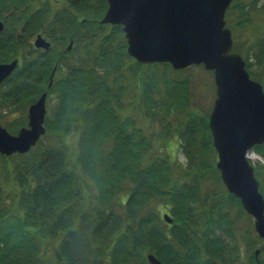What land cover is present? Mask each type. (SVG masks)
Returning a JSON list of instances; mask_svg holds the SVG:
<instances>
[{
  "label": "trees",
  "instance_id": "1",
  "mask_svg": "<svg viewBox=\"0 0 264 264\" xmlns=\"http://www.w3.org/2000/svg\"><path fill=\"white\" fill-rule=\"evenodd\" d=\"M107 7V0H64L56 8L50 0H0L7 26L0 33V61L22 54L0 88L2 103L26 109L46 90L56 99L46 135L29 152L9 157L19 188L12 200L0 181V264H150L149 253L166 264H264L255 253L241 255L231 213L240 199L226 189L212 200L202 194L208 176L222 180L208 157L214 146L209 116L193 112L165 122L160 136L181 139L182 165L157 153L154 135L120 114L136 78L140 109L152 121L190 105L189 82L163 75L162 92L160 75H136L144 64L128 54L122 26L99 23ZM40 32L53 42L49 50L33 47ZM256 47L261 59L264 39ZM56 63L65 71L48 88ZM26 123L24 116L4 126L15 133ZM75 134L76 159L69 163L68 139ZM254 149L264 157V143ZM255 174L264 195V164ZM89 188L97 191L92 208ZM160 206L170 210L172 224ZM52 238L59 243L48 251Z\"/></svg>",
  "mask_w": 264,
  "mask_h": 264
},
{
  "label": "water",
  "instance_id": "2",
  "mask_svg": "<svg viewBox=\"0 0 264 264\" xmlns=\"http://www.w3.org/2000/svg\"><path fill=\"white\" fill-rule=\"evenodd\" d=\"M232 1L108 0L100 23L123 25L128 53L141 63L168 62L176 70L204 64L214 71L217 97L209 125L218 154L217 167L228 191L253 216L255 230L264 240V195L247 156L255 145L264 143V86L251 77L242 55L233 52L232 30L226 21ZM4 27L0 22V31ZM51 45L42 34L37 35V48L48 50ZM18 64L19 59L0 63V85ZM47 96L45 91L30 105L28 125L17 134L0 123V155L27 153L39 142L47 131ZM164 218L169 224L174 222L168 213ZM260 252L255 251L258 262ZM148 260L150 264H165L152 253Z\"/></svg>",
  "mask_w": 264,
  "mask_h": 264
},
{
  "label": "rangeland",
  "instance_id": "3",
  "mask_svg": "<svg viewBox=\"0 0 264 264\" xmlns=\"http://www.w3.org/2000/svg\"><path fill=\"white\" fill-rule=\"evenodd\" d=\"M50 1L53 4V7L56 8L61 6L64 0ZM251 2L253 1L233 0L226 20L227 26L232 30V36L234 39L233 50L242 55L246 61V67L250 72L251 77L260 81L264 85V56L261 59L258 58L257 53L259 48L256 47L258 46L259 42L264 39V0H258L255 5H253ZM35 38L36 35H34L31 39L33 47ZM16 57L22 58V54L19 53V55ZM58 66L59 65L56 63L52 69V72L55 71L56 78L63 76L65 71V68L60 69ZM130 67L131 66L129 63V65L126 67L128 75H130L131 72ZM136 70V75H160L159 84L162 92L166 88V78L163 75H166L168 78L188 80L191 103L180 113H173L170 116H166L164 117V120H160L158 118L157 120L152 121L153 119H149V117L145 115L144 111L140 109L141 98L138 96H141L142 92L141 86L137 85V78L135 79V85L134 82H132L133 84L131 83L130 91L126 96L128 104L126 105L125 109L121 110L120 112L122 116L133 117L139 125L145 128V130L151 134V136L154 135V139L158 141L157 149L155 150L157 153L168 156L173 162H178L182 165H185L187 162V157L181 148V139L175 135L162 139L160 135L163 131L165 122H167V119L177 123L181 119L183 120L188 115V113L193 112L199 115L205 114L206 116H210V113L214 107L215 99L217 97V85L215 82L214 71L206 69L204 65H193L192 67L182 71L175 70L171 65H168V67L164 65H157L155 68H153L152 65H142ZM55 102V96L52 95L48 99V107L51 108ZM9 103L3 104L2 99L0 98L1 123H9L17 118L27 116L28 108L31 104L28 105L26 109L19 107L20 109L16 110V107H9ZM68 142L70 143L68 160L69 163H73L72 161L75 162L76 159L74 152L77 149L78 136L76 134L72 135L69 137ZM260 156L264 158L262 155ZM208 157L217 166L218 154L214 146L211 150V153L208 154ZM253 163L259 165L263 162L260 159H254ZM12 166L13 161L9 157L8 159H0V181L3 186L5 196L9 198L8 200H12L14 194L16 196L19 191L16 180L13 178ZM92 189L93 190L89 188L86 195L87 201H89L88 206H91V208L96 204L97 196V191L95 188ZM201 189L204 196L210 194L211 200L214 197L218 198L220 191H223L224 189L227 190L223 180L220 181L217 175L208 176V179L203 181V186ZM123 194L124 192H122L119 196H123ZM118 199L120 198L118 197ZM241 207L239 204H235L231 210L232 217L234 218L237 243L241 248V255L245 256L247 259L249 255L254 254L257 249H260L261 252L258 255V258L260 256L264 260V244L263 242H260L261 239L255 230L254 218L252 215L248 214L243 209V207L242 211ZM159 208L162 217L166 213L171 214L168 208H165L164 206H160ZM58 243L59 238H52L47 242L45 247L48 251H54Z\"/></svg>",
  "mask_w": 264,
  "mask_h": 264
},
{
  "label": "bare ground",
  "instance_id": "4",
  "mask_svg": "<svg viewBox=\"0 0 264 264\" xmlns=\"http://www.w3.org/2000/svg\"><path fill=\"white\" fill-rule=\"evenodd\" d=\"M251 158H253V159H255V160H258V159H260V157H259V155H257L256 153H253L252 155H251ZM163 218H164V216H163ZM164 220H165V218H164ZM166 221V220H165ZM167 222V221H166ZM149 254H151V253H149ZM148 254V255H149ZM152 254H154V253H152ZM155 255V254H154ZM156 256V255H155ZM157 257V256H156ZM161 260V259H160Z\"/></svg>",
  "mask_w": 264,
  "mask_h": 264
}]
</instances>
